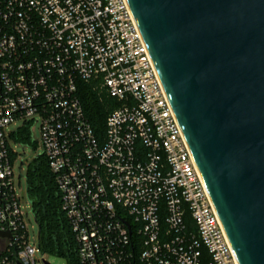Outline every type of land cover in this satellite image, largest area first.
<instances>
[{"label": "built area", "instance_id": "built-area-1", "mask_svg": "<svg viewBox=\"0 0 264 264\" xmlns=\"http://www.w3.org/2000/svg\"><path fill=\"white\" fill-rule=\"evenodd\" d=\"M78 81L120 103L102 140ZM23 125L80 264H238L128 0H0V264H47L16 192Z\"/></svg>", "mask_w": 264, "mask_h": 264}, {"label": "water", "instance_id": "water-1", "mask_svg": "<svg viewBox=\"0 0 264 264\" xmlns=\"http://www.w3.org/2000/svg\"><path fill=\"white\" fill-rule=\"evenodd\" d=\"M128 2L238 264H264V0Z\"/></svg>", "mask_w": 264, "mask_h": 264}, {"label": "trees", "instance_id": "trees-1", "mask_svg": "<svg viewBox=\"0 0 264 264\" xmlns=\"http://www.w3.org/2000/svg\"><path fill=\"white\" fill-rule=\"evenodd\" d=\"M77 88L84 113L95 135L102 140L106 118L120 103L103 88L97 87L93 81H78ZM11 138L22 145L37 146L31 138L28 125H23L12 132ZM15 158L16 155H11V161ZM25 181L30 212L38 226L37 242L40 251L64 259L66 264H80L77 242L62 209L61 194L55 176L44 154L36 155L27 163ZM184 219L190 223V214L186 213Z\"/></svg>", "mask_w": 264, "mask_h": 264}, {"label": "rangeland", "instance_id": "rangeland-1", "mask_svg": "<svg viewBox=\"0 0 264 264\" xmlns=\"http://www.w3.org/2000/svg\"><path fill=\"white\" fill-rule=\"evenodd\" d=\"M10 129H14V126H11ZM33 135L35 139H39L40 133H39L38 125H36L33 128ZM17 151L19 155L14 165L15 183L17 184L16 192L20 197V204L22 206V211L27 214L26 222L29 231V239L31 242L35 243L37 242L38 226L34 221L32 213L30 212V203L26 198L25 175H26L27 163L31 161L36 155L41 153V148L40 145L38 144L36 147H33L31 145H23V146L21 145L17 147ZM21 163L23 164L21 165ZM44 261L47 262V264H66L64 259L53 257L48 254H45ZM42 264L45 263L42 262Z\"/></svg>", "mask_w": 264, "mask_h": 264}]
</instances>
